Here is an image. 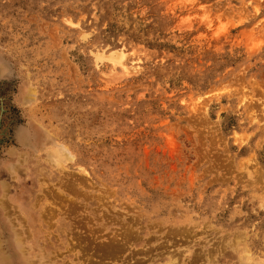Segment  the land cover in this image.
I'll return each instance as SVG.
<instances>
[{
    "label": "rangeland",
    "instance_id": "374dc122",
    "mask_svg": "<svg viewBox=\"0 0 264 264\" xmlns=\"http://www.w3.org/2000/svg\"><path fill=\"white\" fill-rule=\"evenodd\" d=\"M17 229L33 262L264 264V0H0V264Z\"/></svg>",
    "mask_w": 264,
    "mask_h": 264
},
{
    "label": "bare ground",
    "instance_id": "6f19581e",
    "mask_svg": "<svg viewBox=\"0 0 264 264\" xmlns=\"http://www.w3.org/2000/svg\"><path fill=\"white\" fill-rule=\"evenodd\" d=\"M126 55H125V53L124 52H122V51H112L111 53H107V52H103V53H101V54H99L98 55V59H99V62H101V61H110V62H112L113 64H114V66L116 65V66H123L122 64H123V59H124V57H125ZM96 59V58H95ZM19 182V181H18ZM8 186H10V185H8ZM11 187V186H10ZM10 190V189H9ZM7 191V190H6ZM9 192V191H8ZM5 200H3V205L5 206V202H4ZM9 203V202H8ZM17 208V207H16ZM15 209V208H14ZM20 213V212H19ZM181 215H183V214H181ZM220 215V214H219ZM17 219V218H16ZM11 222V221H10ZM34 227V226H33ZM17 228V227H16ZM14 229V228H13ZM33 230V229H32ZM46 230V229H45ZM25 234V233H24ZM40 234H41V231H40ZM27 235V234H26ZM242 235V234H241ZM243 235H245V234H243ZM17 236H18V238L16 237V238H14V242H13V240H12V242H13V247H14V250H16V252H17V255H16V262H17V264H57V261L59 260V257H57V256H53V257H48L47 255H42L41 256V258H39V259H35L36 260V262H33L32 260H31V257L29 256V253H27L25 250H24V243L23 242H21V240H23V238H22V234H21V232L19 231V229H17ZM44 236V235H43ZM238 236V235H237ZM20 237V238H19ZM239 237H240V235H239ZM135 238V236L132 234V233H130L129 231H125V233H124V235H123V237H122V239H117L116 240V238H114L113 240H111L107 245H103V246H101V251L99 252V255H98V257H100V258H102V257H110V258H115L116 257V254L119 252V251H122V250H124L125 248H126V244L127 243H130L131 241H134L133 239ZM238 238V237H237ZM242 238V237H241ZM241 238H240V240H241ZM185 239V238H184ZM187 240V239H186ZM121 241H123L122 243H121ZM147 241V240H146ZM223 241H226V240H223ZM223 241H222V243H223ZM244 241H245V239H244ZM172 242V241H171ZM199 242V241H198ZM233 242V241H232ZM241 242H243V241H241ZM105 243V242H104ZM100 244V243H99ZM219 244V243H218ZM236 244V243H235ZM26 245V244H25ZM214 245V244H213ZM215 245H217V242H216V244ZM231 245H234V243L233 244H231ZM36 246V245H35ZM145 247H146V245H144ZM157 246V245H156ZM223 246H225L224 244H223ZM221 247V248H223L224 250H225V248L224 247ZM155 247V246H154ZM213 247V246H212ZM226 247V246H225ZM143 248V247H142ZM217 248H219V246L218 247H216V249ZM99 249V248H98ZM144 249V248H143ZM182 250V249H181ZM199 250V249H198ZM210 250H212V249H210ZM214 250V249H213ZM223 250V251H224ZM7 251V250H6ZM29 251V250H28ZM31 251V250H30ZM183 251V250H182ZM201 250H199L198 252H196V250H195V252L196 253H194L193 254V263L191 262V264H204V263H202V262H204L202 259H204V257L206 256H204L201 252H200ZM215 251L217 252V250H214V254H213V258H214V256L216 255L215 254ZM222 251V252H223ZM66 252V251H65ZM152 252V250H150V249H146V251H140V250H136L135 251V254L137 255V256H144V257H146L147 258V262L148 261H154V259H152V257H151V253ZM159 252V251H158ZM184 252V251H183ZM208 252H209V250H208ZM127 253V252H126ZM132 253H133V251H132ZM162 253V252H161ZM169 253V252H168ZM180 253H182V252H180ZM210 253H212L211 251H210ZM209 253V254H210ZM64 254V253H63ZM150 254V255H149ZM154 254V253H153ZM170 255H172V253H169ZM208 254V255H209ZM61 255H62V253H61ZM181 254H179V257H178V259H180V258H182V256H180ZM212 254H210L209 256H211ZM60 256V255H59ZM153 256V255H152ZM173 257L172 258H174V254L172 255ZM189 257V256H188ZM120 258H122V257H120ZM171 258V259H172ZM176 259H177V254H176V257H175ZM174 258V259H175ZM192 258V257H191ZM213 258H211L212 260H213ZM11 259V258H10ZM133 259V258H132ZM171 260V261H169L168 262V264L170 263V262H172V263H170V264H178L177 263V261H178V259L177 260ZM205 259H206V257H205ZM204 259V260H205ZM215 259V258H214ZM99 260V259H98ZM117 260V259H116ZM116 260H115V262H116ZM128 260V259H127ZM144 260H146V259H135V261L132 263V264H140L141 262H143ZM182 260V259H181ZM210 261V260H209ZM213 262H214V260H213ZM216 262V261H215ZM112 263V262H111ZM143 263H145V262H143ZM218 263V262H217ZM1 264H5V263H1ZM65 264H67V263H65ZM180 264V263H179Z\"/></svg>",
    "mask_w": 264,
    "mask_h": 264
}]
</instances>
